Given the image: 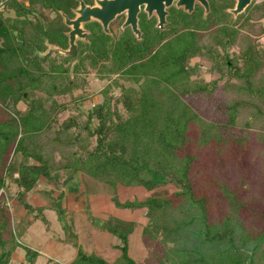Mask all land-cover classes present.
Returning <instances> with one entry per match:
<instances>
[{"label": "trees", "instance_id": "obj_1", "mask_svg": "<svg viewBox=\"0 0 264 264\" xmlns=\"http://www.w3.org/2000/svg\"><path fill=\"white\" fill-rule=\"evenodd\" d=\"M230 3L214 0L205 19L201 8L193 12L202 23H183L181 31L170 35L176 42L171 51L166 48L168 40L165 47L160 45L163 53L149 52L147 39L129 42L128 49H116L112 54L95 47L94 54L74 58L45 52L48 44L62 42L63 22L49 17L59 0H0V189L4 191L6 181H10L19 198L39 188L41 181L53 184L64 173L62 182L66 185L76 173L83 172L105 191L115 192L121 185L140 186L149 192L143 198L124 201L114 194L112 203L132 211L135 219L116 222L110 218L107 232L111 245L101 253L78 249L69 264H147V256L139 261L130 252L148 253L157 247H162V252L154 255L158 264H215L224 255H229L228 264H264V213L261 229H248L247 218L255 220L243 212V199L227 185L218 184L229 201L213 220V207L207 198L213 195L209 186L213 177L202 174L205 189L197 193L190 176L195 160L200 159L199 168L205 172L213 155L219 164L225 159L246 178L257 157L249 156L253 147L248 142L250 128L259 131L264 144V47L256 41L264 33V23H260L264 6L255 5L250 13L233 17L227 12ZM218 10L221 17H228L220 19ZM185 35L191 39L180 38ZM135 47L144 50L139 55L164 58L159 68L163 82L172 87L171 94L139 96L137 79L150 74V68L142 65L145 58L124 72L125 66L118 68L121 57ZM197 57L209 63L208 72L214 76L209 81L199 76L198 63L191 64ZM89 67L95 68L100 79L118 75L101 89L102 101L86 112L80 105L81 95L71 106L59 101L83 87L76 79L84 81ZM156 78L160 82L161 77ZM210 84L213 91L221 89L226 97L229 87L233 92L228 93L229 101L206 91ZM116 88L118 95L113 94ZM213 98L210 111L207 104ZM201 102H207L206 108ZM67 110L70 112L60 119ZM219 113L224 120L216 118ZM230 138L238 146L221 151ZM14 153L22 157L15 174L9 163ZM223 171L231 175L226 168ZM170 181L177 188L171 195L153 192ZM5 196L0 194V264H7L8 255L17 247L4 236L14 234ZM24 250L30 257L28 264H33L36 252Z\"/></svg>", "mask_w": 264, "mask_h": 264}, {"label": "rangeland", "instance_id": "obj_2", "mask_svg": "<svg viewBox=\"0 0 264 264\" xmlns=\"http://www.w3.org/2000/svg\"><path fill=\"white\" fill-rule=\"evenodd\" d=\"M213 1L214 0H212V2L210 1V6H212ZM215 1L218 3V0ZM228 1L233 3V0ZM255 5L258 8L264 6V0H251V3L241 13H244L246 11H249L250 13ZM220 7L221 6H219V9ZM210 12L211 9H209V11L204 16L203 11L202 18L205 19L208 16L207 14H209ZM227 12L233 16V14L228 10ZM217 15L222 20H225L224 18L228 17L227 14L221 17L222 14L220 13V10H218ZM173 18L171 19L172 23L169 24L167 32H155L153 37V44H151L152 42H150L152 38L149 39V41L147 42V45L150 46L149 52H159L158 54L163 53L162 48L165 47V42L170 40V36H168L165 41L163 39L167 35H172L177 31H181L180 28L182 27L183 23L193 26L202 23L201 21L196 20L194 13L185 14L184 12L179 10L173 13ZM260 23H264V17L261 18ZM93 29L98 34H94V40L91 41L92 48L96 47L103 49V43L112 42V48L108 49V53L112 54L114 50L126 46V43H119L118 40L109 38V36L104 35V33L99 31L98 27H94ZM190 36L191 35H189L188 38L185 35L184 37L181 36L180 38L189 40L191 39ZM256 41L259 43L260 47H264V33L257 36ZM175 44V40H170L169 42H167L166 48H168V50L170 49L169 51H171L172 47H174ZM160 45H163V47H160ZM141 52H144V50ZM141 52L137 47L128 50V53H125L121 57V64H118V68L122 69L125 66L126 68L123 70L124 72L129 67L132 68V65L137 63L138 59L140 61L141 59L145 58L142 65L150 68V74L144 77L142 75L137 79L136 87H139V96L143 95L149 98L168 96L169 94H171L170 88L172 87L170 86V84L163 82V73L159 68L160 60L163 61L164 58H158L157 60L155 56H153V54L139 55L138 53ZM146 52L148 51L146 50ZM76 56L79 55H72V57L74 58ZM73 62L74 60L71 59L68 64L71 66ZM190 62L193 65L198 63L199 66H201L198 69L199 76L204 78L205 81H209L214 77L208 72L209 63L207 61L201 60L197 57L192 58ZM116 63L115 65H117ZM84 76L86 77L84 78V81H79V78L76 79V82L83 83V87L79 86L78 88H75L70 95L60 97L58 98V100L61 102H67V104L71 106V101L77 95H81L83 97V100L80 105L86 112L90 106L102 101L103 95L101 94V89L105 85L110 83L113 77H118V75L113 74L112 76H110L112 78L107 77L105 79H100L96 74L95 68L89 67ZM156 77H161L159 78L160 82H158V79ZM190 79H192V77H190ZM190 79L187 78V81ZM128 84L130 83H126V85ZM189 84H191V81ZM213 89V84H210L205 90L210 92L213 91ZM119 92L120 91L117 89L113 94L117 93L118 95ZM213 93H216L215 97L225 102L226 98L229 101L228 93L232 94L233 92L229 90L228 87L227 97L224 96L223 90L221 89H219L218 91L214 90ZM215 99L216 98H213L212 101L208 104L207 102H201V106L203 108H206L207 104L209 105L211 111V108L214 106L213 102ZM118 107L122 115L125 116L127 114L125 109L121 105H119ZM20 108H24V103H20ZM69 112L70 110H67L65 111V113H62L60 115V119L66 117ZM216 118L223 120L225 119L222 113L216 115ZM258 133L259 131L257 132L254 127L250 128L247 133L248 142L251 146H253L249 156L257 155V157L254 169H252L249 176H247L246 178H243L239 170L235 166H231V163L227 164L228 162H224L225 159L222 163L219 164V162L215 160L213 155H211L213 161L208 162L209 166L208 168H206L205 172H203L199 168V166H202L201 161H199L200 159L195 160L193 162L190 175L192 176V182L195 183L192 186L197 193H203V190L205 189L203 181L201 182L202 174L204 177L205 175H207V177H213V181L209 183L211 190H213V195L211 196L206 194L209 207H213V209H211V219L216 220L217 218H219L218 211L220 209L224 211V208L227 206L229 199L224 198V194H222L221 190L217 188L218 184L227 185L231 191L237 192L236 194H238L239 198L243 199L246 206L243 212L246 213L245 215L249 217L252 216L255 221L252 222L249 220V218H247V220L242 218L241 220H246L247 228L254 230L255 232H258L261 229L260 224L263 220L264 213V144L263 140L260 139L262 136H260ZM233 142L234 141H231L230 138V140L225 145L221 146V151H224L231 146H238L236 142ZM189 147L191 151H193V145L190 144ZM21 158L22 157L20 153H14L9 159V163L13 168L14 174L17 172V166L21 161ZM223 168H226L227 171L231 172V175H227L226 173H224ZM64 176L65 174L63 173L57 180V182L54 181L53 184L41 181L38 186L39 188L34 189L30 193L23 194V197L19 198L17 197V187L14 184H10V181H6L4 191L0 189V194L3 195L4 193V195H6V207L9 208L10 222H12V225L11 223L9 225L11 226V228L13 227V231L15 234L9 235L5 233L4 236L9 237L12 242L17 243V247L15 248L14 252L11 251V253L8 255V258H10V260L7 262V264H28V261H30V257L26 253L24 248H29L36 252L37 256L33 259V264H53L55 262H58L60 264H69V262L75 258L78 249H96L99 243L105 245L107 237L103 235L102 232L108 234V220L110 218H115L116 222L120 220V218L114 216L113 214H110L108 217L103 216L102 218L98 216L100 214H97L96 209H94L93 207L96 206L99 199L107 197L106 199L109 198V200L113 201L112 196L114 194H117L118 199L120 201H124L125 199L131 200L133 197H145L149 193L143 188H139L140 190H138L135 188L131 189L132 187H124L121 185L118 186L115 192L103 191L102 188L96 187L93 180L87 177L83 172H78L75 175V178H77L75 188L73 185H70V181L75 179L74 177L67 183V185H63L62 178ZM38 189H42L43 191L39 193L37 192ZM80 189L82 190V198H84V201L81 203H79V199H74L75 190L79 192ZM176 189L177 188L175 184L170 181L160 184V186H158L153 192L158 195L169 196ZM70 201H72L71 206L69 205ZM103 201H99L101 209L104 208ZM125 215L127 214L125 213ZM245 215L243 217H245ZM146 221L147 219L145 218L143 220V223L141 224L143 225ZM101 222L102 225L100 226ZM109 226L111 225L109 224ZM97 229L102 236L100 234H97L96 237L95 234ZM69 237L71 238L69 239ZM99 237L103 238L98 240ZM160 237L161 236L159 235L157 238L160 239ZM74 239H76L77 242ZM134 248L137 249V246ZM161 252L162 247H157V249H154V251H148L147 253L146 250H142L140 253H138L139 255L133 254V256L134 258L138 257L140 259H145V257L147 256V264H158L154 259V255H156V253L160 254ZM228 263L229 255H224V257L221 256L220 259L218 258L215 261V264Z\"/></svg>", "mask_w": 264, "mask_h": 264}, {"label": "flooded vegetation", "instance_id": "obj_3", "mask_svg": "<svg viewBox=\"0 0 264 264\" xmlns=\"http://www.w3.org/2000/svg\"><path fill=\"white\" fill-rule=\"evenodd\" d=\"M81 1L86 6L93 7L97 4L98 0H59L60 4H58L54 10L49 11L50 19H60V21H62L64 25L63 29H61L62 42L58 44H48L46 46L47 48L45 49V52L63 55V51L69 49L70 43L68 33L71 31L72 27L68 25L65 20L66 18L69 20L74 19L78 15L77 9L80 7ZM176 1L177 0H174L172 4L164 7V11L166 13L164 15L165 21L162 27L160 25H157L159 17L157 15L156 10H153L151 13H149L147 10H145V4L139 5V9L136 13V28L138 30L137 33L130 24H124L126 19V12L117 14L112 20L109 21L107 26L108 32H105L102 24L95 19H90L86 22H83L81 27L82 30L86 33V35L85 37L76 35L74 39V44L76 46L74 55L83 56L95 53V49L91 47V41L94 40V34H98L96 31H94V27H98L99 31L104 33V35L109 36V38L116 39L119 41V43H126V46L123 48L128 49L130 47L129 42H131V44H137V42L143 43L145 40L152 38L151 44H153L154 33L167 32L169 24L172 23L171 19L173 18V13L175 11L179 10L184 12L185 14L193 13L197 11L198 8H201L202 12L204 11L203 5L198 2H195L193 5V10L191 12H188L182 7H177ZM207 2L209 4L210 9V0H207ZM234 4L235 0H233L232 6L228 7L227 10L229 8H232ZM168 36L170 35H167L163 40L165 41ZM112 44V42L103 43V53L105 52L107 54L108 49L112 48Z\"/></svg>", "mask_w": 264, "mask_h": 264}, {"label": "water", "instance_id": "obj_4", "mask_svg": "<svg viewBox=\"0 0 264 264\" xmlns=\"http://www.w3.org/2000/svg\"><path fill=\"white\" fill-rule=\"evenodd\" d=\"M174 0H98L97 4L93 7L86 6L82 1L80 7L77 9L78 15L74 19H67L65 22L72 27L69 34V43L70 47L67 50H64L65 56H72L75 52L74 39L76 35L85 37L86 33L82 30V23L90 19H95L99 21L105 32H108V23L112 20L117 14L126 12L125 25L130 24L132 28L137 33L136 28V13L139 9V5L145 4V10L151 13L153 10H156L159 17L157 25L162 27L165 19L164 7L172 4ZM195 2L200 3L204 7V16L209 11V4L207 0H177V7H182L184 10L191 12L193 10V5ZM251 0H235V4L232 8H229L228 11L237 16L240 14L249 4ZM177 182H181L180 179H176ZM102 222L100 223L101 226ZM76 241V239H74Z\"/></svg>", "mask_w": 264, "mask_h": 264}, {"label": "crops", "instance_id": "obj_5", "mask_svg": "<svg viewBox=\"0 0 264 264\" xmlns=\"http://www.w3.org/2000/svg\"><path fill=\"white\" fill-rule=\"evenodd\" d=\"M77 174V173H76ZM75 174V175H76ZM75 175H74V178H75ZM76 180H77V178H75V179H73V180H71L70 181V185H73L75 188H76ZM67 185V184H66ZM138 189V190H140L142 187H140V186H136V187H132L131 189ZM140 188V189H139ZM144 189V188H143ZM145 190V189H144ZM81 191V192H80ZM80 191L78 192V191H76L75 190V194H74V199H79L78 201H79V203H81V202H83L84 201V198H82V190L80 189ZM103 191H105V190H103ZM146 191V190H145ZM100 198V197H99ZM107 197H105V198H101V199H99V201L100 200H104L103 202H104V208L103 209H101L100 207H101V205H100V202L98 201V203L96 204V206H94L93 208L94 209H96V213L97 214H100V215H98V216H100L101 218L103 217V216H105V217H108L110 214L112 215H114V216H116V217H118V218H120V219H122V220H125V221H133L134 219H135V216H134V213L132 212V211H130V210H128V209H122V208H118V207H116L113 203H112V201L111 200H109V198L108 199H106ZM133 198H135V197H133ZM132 198V199H133ZM141 198H143V197H141ZM126 200V199H125ZM128 200V199H127ZM69 205L71 206L72 205V201H70V203H69ZM80 205V204H79ZM124 210H126V211H124ZM99 211V212H98ZM125 213L128 215H125ZM102 225V224H101ZM98 229L96 230V237H97V234H100V232L98 231ZM108 233V232H107ZM102 234L103 235H105L106 237V244L105 245H103V244H98L97 245V248L95 249V248H91V249H88L87 251H89V252H92V251H97L98 253H101L102 251H104V249H106V248H108L110 245H111V243L113 242V240H111V237H110V235L109 234H106V233H104V232H102ZM101 235V234H100ZM102 236V235H101ZM101 238H103V237H99V239L98 240H100ZM113 238V237H112ZM138 253H140V252H138V251H134V250H132L131 252H130V254H131V256L134 258V256H133V254H138ZM139 255V254H138ZM136 260H139V261H141L142 260V258L140 259V258H138V257H136L135 258Z\"/></svg>", "mask_w": 264, "mask_h": 264}]
</instances>
